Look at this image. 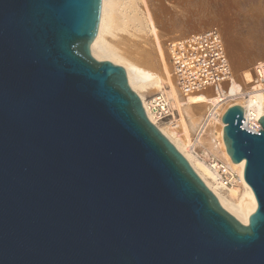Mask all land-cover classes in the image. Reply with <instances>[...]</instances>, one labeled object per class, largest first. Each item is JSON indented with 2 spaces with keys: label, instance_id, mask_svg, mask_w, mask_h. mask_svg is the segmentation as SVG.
<instances>
[{
  "label": "water",
  "instance_id": "95a60500",
  "mask_svg": "<svg viewBox=\"0 0 264 264\" xmlns=\"http://www.w3.org/2000/svg\"><path fill=\"white\" fill-rule=\"evenodd\" d=\"M103 0H0V264H264V116L223 118L248 224L91 46Z\"/></svg>",
  "mask_w": 264,
  "mask_h": 264
},
{
  "label": "bare ground",
  "instance_id": "6f19581e",
  "mask_svg": "<svg viewBox=\"0 0 264 264\" xmlns=\"http://www.w3.org/2000/svg\"><path fill=\"white\" fill-rule=\"evenodd\" d=\"M149 27L150 18L148 19L147 16H144L140 12L136 0H103L99 33L91 46L92 55L98 61H111L115 65L124 67L127 72L129 85L139 95L144 107L147 108V96L151 98L157 93L167 96L172 107L181 117L176 121L178 122V126L173 128L175 121L158 123L151 115L148 116V119L158 127L160 132L188 160L196 174L215 194L223 207L243 223L248 224L247 208L254 201V193L251 187L242 181V171L245 162L236 164L228 154L224 141V129L226 125L222 117L233 106L242 107L244 113L252 111L259 118L264 116V101L262 98H257L259 101L257 100L253 103V101L245 100L243 96L246 93H254L261 89L258 86L255 68L245 69L248 67L247 62H249L246 61L244 65L242 64L245 70L238 78L234 73L231 57H229V55L232 57L237 56L238 59L239 55L236 54L240 52L234 53L235 47L238 49V45L236 42L235 45L233 41L235 47L231 49V42L228 44V46L231 45L230 49L233 52L231 53L225 40L235 83H226L219 95L212 88L185 95L179 87L172 61L169 64L171 60L170 53L169 61L163 55L160 36L156 34L159 30L154 29V38L149 34ZM227 29L226 27L225 30ZM243 54L245 53L243 52ZM253 54L255 53L253 52ZM250 55L251 53L247 57L249 56L250 58ZM232 59L234 60V58ZM244 59L243 62L246 60ZM237 65L239 66V62ZM218 102H223L219 108ZM217 110L221 116L219 124L214 122L206 134L201 137L206 115L211 114V112L214 114ZM195 136H198V138L194 143L193 139ZM196 146H201L204 150L202 149L201 153L197 152L195 150ZM203 153L211 157H221L220 159L231 163L240 174L241 181L230 190L226 192L221 191L218 188L216 176L211 172L206 163L207 156L205 157Z\"/></svg>",
  "mask_w": 264,
  "mask_h": 264
},
{
  "label": "built area",
  "instance_id": "2783aa9c",
  "mask_svg": "<svg viewBox=\"0 0 264 264\" xmlns=\"http://www.w3.org/2000/svg\"><path fill=\"white\" fill-rule=\"evenodd\" d=\"M169 53L179 87L185 95L208 88L215 89L219 95L226 83H235L225 39L217 29H211L198 35L190 36L187 39L170 43ZM254 68L258 86L261 89L257 92L243 95L245 100L253 101V103L257 100L259 101L257 98H262L264 101V62H259ZM222 103H217L218 108ZM144 108L147 116L151 115L156 122L175 121L173 128L178 126L176 121L180 118L179 113L172 107L166 95L157 93L147 100V108ZM218 110L214 114L211 112V114L206 115L201 137L206 134L214 122L219 124L221 116ZM226 113L227 111L223 114L222 119ZM260 118L252 111L249 113L245 112V129L255 133L262 130V126L258 122ZM197 138L198 136H195L193 139L194 143ZM202 149L201 146H196L195 148L200 153ZM205 157L209 169L217 178V185L221 191L226 192L241 181L240 174L231 163L224 159L208 156V154Z\"/></svg>",
  "mask_w": 264,
  "mask_h": 264
},
{
  "label": "rangeland",
  "instance_id": "374dc122",
  "mask_svg": "<svg viewBox=\"0 0 264 264\" xmlns=\"http://www.w3.org/2000/svg\"><path fill=\"white\" fill-rule=\"evenodd\" d=\"M136 1L140 12L144 16H147L148 19L150 18L149 34L155 38L154 29L159 30L156 34L160 36L161 49L167 61L170 60L169 44L171 42L211 29H217L218 31L221 30L227 46L231 42L232 46H230L233 49L235 47L233 41L234 44L236 42L238 45V49L235 47L234 53L240 52L236 54L239 55V60L237 56L232 57L229 55L233 64L232 66H234V73L238 78L245 69H252L259 62H264V0ZM226 27L228 28V33L225 30ZM230 46H228L229 52L232 51ZM250 49H253L252 52ZM248 52L251 55L253 52L255 54L250 55L249 58V56L247 57L249 55ZM243 55L246 57V60ZM243 59L245 60L244 62ZM240 60L242 61L241 64ZM237 61L239 62V66L237 65ZM246 61L249 62H247L248 67L245 68L242 64L244 65ZM169 64H171V60ZM149 98L147 96V100Z\"/></svg>",
  "mask_w": 264,
  "mask_h": 264
}]
</instances>
